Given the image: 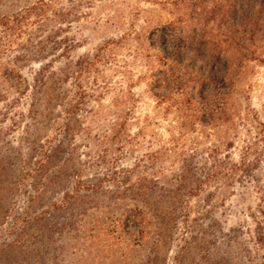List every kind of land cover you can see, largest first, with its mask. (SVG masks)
Segmentation results:
<instances>
[{"label":"rangeland","instance_id":"1","mask_svg":"<svg viewBox=\"0 0 264 264\" xmlns=\"http://www.w3.org/2000/svg\"><path fill=\"white\" fill-rule=\"evenodd\" d=\"M216 2L0 0V264H264V62L231 65L212 126L151 78L160 26L233 37L243 2ZM213 144L248 172L188 195L182 160L198 176Z\"/></svg>","mask_w":264,"mask_h":264},{"label":"trees","instance_id":"2","mask_svg":"<svg viewBox=\"0 0 264 264\" xmlns=\"http://www.w3.org/2000/svg\"><path fill=\"white\" fill-rule=\"evenodd\" d=\"M216 1L219 5L223 0ZM235 2L236 4L243 2V5L238 7L242 18L237 26H226L227 30L234 31L232 38L228 34L222 36L220 33L208 34L205 30L208 20L192 18V16L188 18L194 20V24H189L190 19L180 18L159 27L161 31L159 37L163 44L156 58L161 62L162 69L158 70L157 76L152 75L151 78L161 91L167 90L168 97L178 100L177 108L182 114L179 115L181 121L186 124H191L193 120L190 117H197L198 112L201 114L198 120L203 125L212 126L221 119L230 121L229 110L234 106L235 91V88L234 90L231 88V84L234 86L236 77L231 65L243 56L245 59L264 62V44H258L259 41L264 40V0H235ZM198 28L200 31L196 32ZM170 32L173 36L176 34L175 40L167 37ZM242 34L246 37V44L241 40L239 42ZM192 61H197L199 65L197 70L191 72V64L195 65ZM220 64L223 66L221 67ZM163 97L164 94L158 95V98ZM218 151V145L215 144L210 151L209 159H206L210 164L205 160L198 176L189 158L182 160L179 180L188 195H193L200 190L203 183L212 179L230 180L235 170L248 172L250 160L245 161L246 158H243L240 166H237L229 162L227 155H224L223 159L220 158ZM157 231L160 236L166 230L157 224Z\"/></svg>","mask_w":264,"mask_h":264}]
</instances>
